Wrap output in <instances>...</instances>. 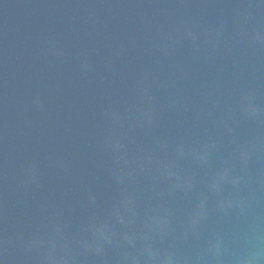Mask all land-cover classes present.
I'll list each match as a JSON object with an SVG mask.
<instances>
[{
  "label": "water",
  "instance_id": "water-1",
  "mask_svg": "<svg viewBox=\"0 0 264 264\" xmlns=\"http://www.w3.org/2000/svg\"><path fill=\"white\" fill-rule=\"evenodd\" d=\"M0 264H264V0H0Z\"/></svg>",
  "mask_w": 264,
  "mask_h": 264
}]
</instances>
